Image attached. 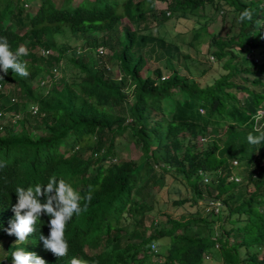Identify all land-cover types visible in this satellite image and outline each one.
<instances>
[{
    "label": "trees",
    "instance_id": "trees-1",
    "mask_svg": "<svg viewBox=\"0 0 264 264\" xmlns=\"http://www.w3.org/2000/svg\"><path fill=\"white\" fill-rule=\"evenodd\" d=\"M31 1L0 0V37H7L13 51L23 43L29 50L22 57L27 77L0 69V110L19 115L14 122H0V264H13L11 252L17 247L47 264H71L74 257L89 264H151L152 256L159 257L154 264H200L208 254L220 264H264V144L247 141L249 133L264 131V0ZM158 1L165 6L158 7ZM212 7L231 11L233 24L223 34L210 35V51L223 60L225 71L204 85L174 66L176 43L123 21L138 23L151 14L162 23ZM245 9L253 12L250 21L239 19ZM65 32L74 43L56 39ZM100 45L103 54L96 51ZM39 47L50 52L41 54ZM151 56L165 59L168 75L151 65ZM63 59L70 73L63 71ZM109 62L116 63L117 74L110 73ZM52 67L59 68L57 73ZM7 83L17 87V100L2 99ZM238 92L245 93L244 100ZM194 103L205 105L208 115L227 112L233 118L228 129H242L244 146L206 140L208 124L197 119ZM31 104L37 105L35 112ZM259 110L260 119H254ZM123 135L140 150L138 159L117 158ZM169 171L192 190L189 199L176 203L196 205L215 196L223 206L218 214L165 213L167 225L155 223L145 234L146 227L137 228L150 208L144 190L164 184ZM52 176L70 180L82 195L92 192L86 210L67 223L69 249L60 258L41 239L50 233L47 214L25 243H16L7 232L15 218L16 187L46 184ZM128 219L136 241L122 240ZM162 237L169 240L166 250L151 249ZM95 246L93 252L86 250Z\"/></svg>",
    "mask_w": 264,
    "mask_h": 264
},
{
    "label": "rangeland",
    "instance_id": "rangeland-1",
    "mask_svg": "<svg viewBox=\"0 0 264 264\" xmlns=\"http://www.w3.org/2000/svg\"><path fill=\"white\" fill-rule=\"evenodd\" d=\"M56 1L58 2L59 0ZM77 1L79 0H73L74 3ZM31 3L32 5H36L38 0H32ZM165 4L166 2H157L158 7H164ZM196 11L195 14L190 13L188 17L176 18L175 16H171L162 23L158 22L151 14H149L145 20H141L138 23L128 21L126 18L123 19V21L128 23L131 27L140 28L143 32L150 31L153 35L162 36L167 41L176 43L179 48L178 51L173 53L172 63L181 73L194 77L201 85H204L211 82L214 77L225 71L222 68L223 60H217L211 53L210 50L212 47L209 44V39L212 33L220 31V33L223 34L231 28L233 24L231 20L232 13L225 9V7H220L219 10H215L213 7L208 8L206 12L201 9H197ZM194 35H197V37ZM56 39L64 43L75 42V38L70 32L57 35ZM22 45L24 46L25 44L23 43L20 46ZM149 45L150 43H147L144 48H147ZM236 49H238V47H236ZM250 55V53L247 54V56ZM254 55L260 58L262 53L256 50ZM150 59L152 66H159L164 75L169 74L170 68L166 65L164 58L156 60L151 56ZM60 64L64 72H71L72 67L66 60L63 59ZM109 66L110 73L117 74L118 69L116 63L109 62ZM33 84L36 85L37 81L34 80ZM16 88L12 83H7L3 89L6 96L2 99L11 101V97L15 96L17 91ZM237 95L241 100L245 99L244 92H238ZM177 98H179V96ZM18 101H21V98H18ZM174 101H176L175 103L178 105L177 100L175 99ZM193 111L194 114L198 115V120L208 124L205 136L206 140L210 141L215 138L220 145H224L226 141L234 140L238 143L239 147L244 146L245 141L240 138L242 129L238 127H234L232 130L228 129V124L233 118H231L227 112L223 116L208 115L207 107L199 103H194ZM261 112L262 110H259V113ZM169 116H171L170 113ZM31 121L34 123V117ZM259 129L261 130V128ZM117 138H119V136ZM238 152L240 153L242 150L240 149ZM140 155V150L129 140L127 135L120 136L117 146V158L138 159ZM155 172L159 173L161 169L155 167ZM235 172L236 169L233 173ZM144 195V199L146 203L150 205V208L143 214V225H137V228L141 229L142 227H146L145 234L150 233L155 223L160 222L167 225L165 222V213H169L173 217H188L193 213L204 214L207 211L203 204V200H199L196 205L192 204L190 200H186L182 204L175 202L184 197L189 199L192 195V190L186 184L183 177L172 171L165 174L164 184L157 182L154 186H149L144 190ZM130 221L132 220L128 219V225H126L129 231L122 235L123 241L129 240L132 242L138 240L137 235H132L130 228L133 224L131 223L132 225H130ZM168 242V238L165 237L154 241L156 251L164 252L169 244ZM86 250L93 252L97 250V246L91 249L90 247H86ZM158 258L159 257L152 256L151 264H154ZM200 264H220V260L208 254Z\"/></svg>",
    "mask_w": 264,
    "mask_h": 264
},
{
    "label": "clouds",
    "instance_id": "clouds-1",
    "mask_svg": "<svg viewBox=\"0 0 264 264\" xmlns=\"http://www.w3.org/2000/svg\"><path fill=\"white\" fill-rule=\"evenodd\" d=\"M253 12L245 9L239 16L240 21L251 20ZM29 54L26 46H19L12 50L7 37H0V69L7 73L11 69L21 77H27V63L22 59ZM0 78H3L0 76ZM16 97V96H15ZM261 114L257 113L254 119L259 120ZM254 131H259L255 129ZM247 141L252 145L264 144V131L259 135L249 133ZM15 193L17 203L13 205L15 218L10 221L7 229L9 235H15L16 243H25L28 237L37 229L42 214L51 217L49 221L50 233L47 237L41 235L44 247L56 257H64L68 253L69 245L65 238L66 226L73 215L86 210L87 203L92 199V192L82 195L73 186L70 180L52 176L46 184L37 183L35 186H17ZM43 198V199H42ZM13 264H47V261L34 252L17 247L11 252ZM71 264H89L84 259L72 258Z\"/></svg>",
    "mask_w": 264,
    "mask_h": 264
},
{
    "label": "built area",
    "instance_id": "built-area-1",
    "mask_svg": "<svg viewBox=\"0 0 264 264\" xmlns=\"http://www.w3.org/2000/svg\"><path fill=\"white\" fill-rule=\"evenodd\" d=\"M38 51L41 53V54H48L49 52H50V50L49 49H46V48H42V47H39L38 48ZM96 51L99 53V54H103L104 52H105V49L103 48V46L102 45H100V46H98L97 48H96ZM52 71L53 72H55V73H57V69L55 68V67H52ZM43 82V81H42ZM0 87H1V84H0ZM15 100H17V97H15V96H12L11 97V101H15ZM30 109L32 110V112H35L36 111V109H37V105H35V104H31L30 105ZM19 117V115H18V113H15V112H13V111H2V110H0V122L2 123V122H4L5 120H11V121H16V119ZM233 163L234 164H236L237 163V160L236 159H234L233 160ZM200 173L203 175V179L205 180V181H208V179H209V177H208V175L204 172V171H202V170H200ZM234 176V178L235 179H238V177L237 176H235V175H231L230 176V178H232ZM203 204L205 205V208H206V210L207 211H211L213 214H218L220 211H221V208H222V206H223V202H222V200L220 199V198H218V197H215V196H212V197H209V198H206L204 201H203ZM206 211V212H207ZM219 223L218 222H216V224H215V227L218 225ZM216 246H217V244H216ZM150 247H151V249H153L154 251H156V249H155V243L154 242H152L151 244H150Z\"/></svg>",
    "mask_w": 264,
    "mask_h": 264
}]
</instances>
